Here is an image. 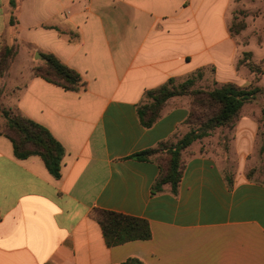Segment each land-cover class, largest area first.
Instances as JSON below:
<instances>
[{
  "label": "crops",
  "instance_id": "1",
  "mask_svg": "<svg viewBox=\"0 0 264 264\" xmlns=\"http://www.w3.org/2000/svg\"><path fill=\"white\" fill-rule=\"evenodd\" d=\"M238 7L251 8L241 0H0V47L18 50L2 103L46 126L66 150L56 178L40 156L18 158L0 135V264H264V181L245 171L255 112H242L228 142L233 171L229 151L220 160L193 143L176 193L166 185L152 194L160 165L132 157L185 129L190 114L188 96H175L145 127L138 104L147 90L198 70L204 78L210 67L217 86L252 84L250 42L259 29L263 50L264 27L250 15L256 23L233 35ZM37 53L57 55L86 88L35 76ZM96 208L147 219L152 237L108 246Z\"/></svg>",
  "mask_w": 264,
  "mask_h": 264
},
{
  "label": "trees",
  "instance_id": "2",
  "mask_svg": "<svg viewBox=\"0 0 264 264\" xmlns=\"http://www.w3.org/2000/svg\"><path fill=\"white\" fill-rule=\"evenodd\" d=\"M16 17L12 16L15 23ZM246 24L241 22L236 30L234 24L231 32L240 33ZM18 50L15 45L4 42L0 47V135L8 137L14 146L18 158H27L32 155L40 156L49 170L56 178L62 175V163L66 154L63 144L44 125L26 116L21 111L6 107L2 103L4 92V78L8 75L11 64ZM252 55L251 52H247ZM42 63L33 67V74L70 91H80L86 88L82 75L74 68L64 63L53 53H43ZM249 67L257 71L256 79L259 81L263 75L260 65L250 62ZM202 76V70L192 74L184 82H177L171 78L166 83L149 89L138 104V114L145 127H151L162 116L169 100L175 96H188L189 94L203 95L198 105H205L212 109L207 119L199 128H191L181 137L176 132L169 139L160 142L156 147L149 148L132 155L134 158L150 159L156 161L161 172L152 186V194H157L169 185L172 192L176 193L183 176L186 151L194 142L208 137L216 128L235 125L239 120L243 106L257 99L258 94L264 93V87H241L235 83H223L210 90L196 92L192 90L197 78ZM190 114L185 121V126L192 113L189 102ZM1 120L3 122H1ZM264 153V136L261 146ZM232 183L231 176L229 177ZM93 216L102 227L108 246H115L132 240H147L152 237L150 223L145 218H140L116 211L94 209ZM123 264H144L137 258H130Z\"/></svg>",
  "mask_w": 264,
  "mask_h": 264
},
{
  "label": "rangeland",
  "instance_id": "3",
  "mask_svg": "<svg viewBox=\"0 0 264 264\" xmlns=\"http://www.w3.org/2000/svg\"><path fill=\"white\" fill-rule=\"evenodd\" d=\"M244 2L246 7H251L249 11L246 9H243L241 7H238L236 10L233 12V18L231 20L230 27L234 24L233 30H236L239 27V24L241 22L246 24L247 27V21L249 24H255L253 17H249L250 15L256 17L261 15V21L260 24H263L262 26L264 27V0H241ZM245 27V28H246ZM244 30V29H243ZM254 30V29H253ZM231 31V30H230ZM256 33L252 36L250 46L256 51L257 56L254 58V61L258 63V65L262 67L263 64L259 62L260 57H264V47L263 50H260V47L258 46V39L260 38V30L255 29ZM232 33V32H231ZM241 33V31H240ZM233 35H236V33H232ZM239 34V33H238ZM262 55V56H261ZM36 57V56H35ZM243 58L245 60L247 59H252V55H249L247 52L243 55ZM15 59V58H14ZM41 58H37L36 60H39ZM210 68L207 69L206 75L204 78H197V81L195 82L194 86L192 87L193 91H207L210 90L217 85L214 84L212 81L213 78V72L210 70ZM251 69V68H250ZM263 69V68H262ZM256 76H258L257 71L251 69ZM264 71V70H263ZM264 73V72H263ZM194 74H197L195 72ZM193 74V75H194ZM192 76V75H191ZM256 76H254L253 82L250 86L248 87H263L264 86V75H261V79L258 81L256 79ZM190 77V76H189ZM188 77V78H189ZM188 78H185L183 81L187 80ZM261 81V85H259ZM180 82V83H181ZM203 95H195V94H189V102L192 105V113L191 116L186 124L185 129H182L179 131L177 137H181L184 133L189 131L191 128H199L201 123L204 122L207 119V115L211 113L210 108H208L207 105L203 107V105H198L200 102L198 100L202 97ZM245 110V111H244ZM242 112H245V115H253L255 112V119L259 124V131H258V137L256 138L255 146L252 151V154L250 156V162L248 163V166L246 167V174L248 178L250 179H256V180H263L264 181V153H261V146H262V141H263V136H264V93L258 94V97L256 100L253 102L247 103V107L245 109L243 108L240 114V117L242 115ZM239 117V119H240ZM1 122H3L1 120ZM236 125V124H235ZM235 125L231 126L230 128L225 127H219L216 128L212 133L208 136L205 137L201 140H197L196 142L198 143V147L202 150H210L213 151L214 153H217V158L222 160V157L225 155L226 151H229L231 153V159L230 164H226L227 169L226 170H231L233 171V167L235 166V157L233 154V144H229L228 148V142L231 139V136L233 135V129ZM194 142V143H196ZM223 150V153H222ZM223 155V156H222Z\"/></svg>",
  "mask_w": 264,
  "mask_h": 264
},
{
  "label": "water",
  "instance_id": "4",
  "mask_svg": "<svg viewBox=\"0 0 264 264\" xmlns=\"http://www.w3.org/2000/svg\"><path fill=\"white\" fill-rule=\"evenodd\" d=\"M36 57H37V58H41L42 56H41V54L37 53V54H36Z\"/></svg>",
  "mask_w": 264,
  "mask_h": 264
}]
</instances>
